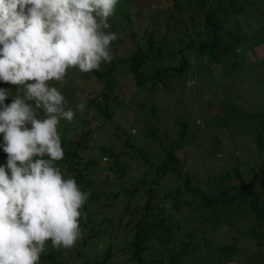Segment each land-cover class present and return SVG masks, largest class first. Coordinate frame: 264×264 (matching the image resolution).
Returning <instances> with one entry per match:
<instances>
[{
    "label": "trees",
    "instance_id": "trees-1",
    "mask_svg": "<svg viewBox=\"0 0 264 264\" xmlns=\"http://www.w3.org/2000/svg\"><path fill=\"white\" fill-rule=\"evenodd\" d=\"M148 1L119 0L111 62L49 82L73 109L88 100L57 126L64 158L54 165L89 196L82 238L69 249L47 241L38 264H192L220 226L241 239L209 245L221 264L236 245L242 264H264V0ZM18 87L0 81L5 104ZM195 100L221 112L202 121ZM217 133L247 134L251 146L234 143L227 161ZM3 144L0 134V166Z\"/></svg>",
    "mask_w": 264,
    "mask_h": 264
},
{
    "label": "clouds",
    "instance_id": "clouds-1",
    "mask_svg": "<svg viewBox=\"0 0 264 264\" xmlns=\"http://www.w3.org/2000/svg\"><path fill=\"white\" fill-rule=\"evenodd\" d=\"M118 3L0 0V81L23 93L5 104L12 93L0 88L7 154L0 166V264H38L47 241L69 249L82 238L81 209L89 194L54 162L64 158L57 126L83 114L88 100L81 97L73 109L49 82H63L68 69L87 73L111 62L118 34L106 30Z\"/></svg>",
    "mask_w": 264,
    "mask_h": 264
},
{
    "label": "rangeland",
    "instance_id": "rangeland-1",
    "mask_svg": "<svg viewBox=\"0 0 264 264\" xmlns=\"http://www.w3.org/2000/svg\"><path fill=\"white\" fill-rule=\"evenodd\" d=\"M152 1L155 2L156 0H152ZM152 1L149 0L147 5L151 6ZM192 66L194 67V65ZM194 82L197 83L195 79H194ZM189 84H192V82L189 81ZM189 84L186 83V85H189ZM245 87L242 88V93H241L244 98L248 97V99L253 100L255 96L257 98L260 97L261 94L258 88L252 87L251 89H249ZM244 88H245V93H244ZM195 101H196L195 109L197 111V116H199L200 120L202 119V121L207 119V117L211 118V116L218 115L221 112L220 106L213 102L211 104H207V100H204L202 102L201 101L198 102L197 100ZM207 108L208 110H206ZM250 108H252V106L250 107L249 105V109ZM130 129H133V127L131 126ZM202 129L207 130L208 127L203 126ZM208 137H209L210 142H212L213 136H208ZM217 137H218V142H217L218 151H216V155L219 157L225 158L227 161L231 154H234V153L239 154V151L234 148L235 146L234 143L242 142V143L247 144V146H251V142L249 141L247 134H243L242 136H235L234 138H231L229 137L228 134L217 133ZM106 139H108V137L101 138L99 139V141L104 143L106 142L105 141ZM234 235L237 237L236 241L241 242V239L238 237L239 235H237L235 231L234 232L228 231V229L224 226H220L216 228L213 233L208 234L207 244H204L201 248L197 249L194 256L191 259H189V261L192 264H221L219 262V258L213 255L211 252L209 253V250L207 249L208 247L210 248L211 245L225 246L226 243H234L235 242V240H233ZM98 248H100V246H98ZM234 252H235L233 254L234 258L230 260L228 259L229 264L231 263L237 264L239 259H241V264H242L249 257V255L242 254L243 252L239 245H236Z\"/></svg>",
    "mask_w": 264,
    "mask_h": 264
}]
</instances>
